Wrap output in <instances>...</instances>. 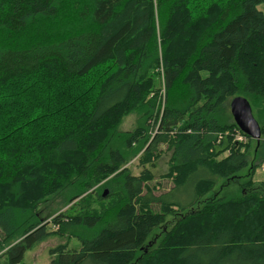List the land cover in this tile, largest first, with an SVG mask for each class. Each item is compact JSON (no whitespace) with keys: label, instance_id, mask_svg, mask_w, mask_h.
<instances>
[{"label":"trees","instance_id":"1","mask_svg":"<svg viewBox=\"0 0 264 264\" xmlns=\"http://www.w3.org/2000/svg\"><path fill=\"white\" fill-rule=\"evenodd\" d=\"M262 4L0 0L6 264H26L27 250L54 236L68 238L49 264H264V181L253 180L264 162ZM236 96L249 100L260 141L235 123ZM133 113L139 125L122 131ZM161 144L175 185L156 195L126 164L140 152L146 164ZM193 178L189 203L166 198ZM220 179L239 192L207 197ZM104 180L96 208L90 191ZM63 193L71 206L42 215L40 205ZM158 228L160 240L149 241Z\"/></svg>","mask_w":264,"mask_h":264},{"label":"rangeland","instance_id":"2","mask_svg":"<svg viewBox=\"0 0 264 264\" xmlns=\"http://www.w3.org/2000/svg\"><path fill=\"white\" fill-rule=\"evenodd\" d=\"M259 9L264 11V4L258 6ZM157 75H158V90L160 91V95H165V81H164V69L161 65L159 68H157ZM140 123V119L138 114L133 113L129 116H127L122 125L120 126V129L122 131H133ZM154 132V131H153ZM142 152L138 153L137 155L133 156L129 162L126 164V167L130 168V171L135 174H141L146 173L147 174V180H146V191H153L154 194L160 195L162 193H165L169 191L171 188L174 187V177L171 176L170 173V165L169 160L171 158V152L167 149V144H161L159 145L158 152L151 157L146 164L142 163L140 161V156ZM247 170H244L242 174H246ZM199 176H206L211 177V175H208L207 173H204V175ZM253 180L255 182H261L264 181V162L259 166L254 174ZM197 179L193 178L191 179L186 186L178 189H174L170 195H167V199H178L181 203H189L193 197H194V186ZM106 182V180L99 183L94 189L90 191L92 196L90 197L89 202L95 206L96 208H100V203L98 201V191L96 192V188L102 189V195L105 191L109 192V188L104 186L103 184ZM103 185V186H101ZM239 186L236 183L232 182H225V180H218L216 183V186L213 188L211 192L207 194V197H210L214 194H217L218 196H221L225 193H235L239 192ZM213 192V193H212ZM86 195V194H85ZM83 195V196H85ZM82 196V197H83ZM81 197V198H82ZM71 204H68L64 193L52 198L48 202L41 204L40 209L42 210V215H52L55 213H58L60 211H63L67 208H69ZM152 208L155 211H158L159 205H153ZM175 220L174 215H169L167 217V221L164 225V227H168L169 229L171 225L173 224ZM161 236V230L158 228L154 231L153 235L149 239V241H159ZM68 237L60 238L58 236L50 237L47 240L34 245L31 249L27 250L25 253L23 263L26 264H49L52 256L50 255L49 251L51 248L55 247L59 243H64L67 241ZM70 248H79L80 242L76 238H70L69 239ZM0 264H6V257L3 255V252L0 250Z\"/></svg>","mask_w":264,"mask_h":264},{"label":"water","instance_id":"3","mask_svg":"<svg viewBox=\"0 0 264 264\" xmlns=\"http://www.w3.org/2000/svg\"><path fill=\"white\" fill-rule=\"evenodd\" d=\"M230 111L235 123L241 131L257 141L261 139V127L253 114L249 100L244 96H236L230 101ZM107 191L103 193L106 196Z\"/></svg>","mask_w":264,"mask_h":264},{"label":"built area","instance_id":"4","mask_svg":"<svg viewBox=\"0 0 264 264\" xmlns=\"http://www.w3.org/2000/svg\"><path fill=\"white\" fill-rule=\"evenodd\" d=\"M238 140H244V137L242 135H239Z\"/></svg>","mask_w":264,"mask_h":264}]
</instances>
